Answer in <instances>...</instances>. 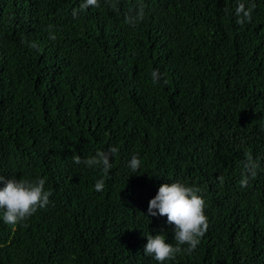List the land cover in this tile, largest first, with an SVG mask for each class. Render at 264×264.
Here are the masks:
<instances>
[{
	"label": "trees",
	"instance_id": "trees-1",
	"mask_svg": "<svg viewBox=\"0 0 264 264\" xmlns=\"http://www.w3.org/2000/svg\"><path fill=\"white\" fill-rule=\"evenodd\" d=\"M0 176L52 193L0 264H158L173 181L208 228L165 264H264V0H0Z\"/></svg>",
	"mask_w": 264,
	"mask_h": 264
},
{
	"label": "clouds",
	"instance_id": "clouds-1",
	"mask_svg": "<svg viewBox=\"0 0 264 264\" xmlns=\"http://www.w3.org/2000/svg\"><path fill=\"white\" fill-rule=\"evenodd\" d=\"M153 76H156L155 72ZM73 162L81 163L80 156L74 155ZM98 162L96 157L84 161L88 165ZM103 162L107 165V158H104ZM140 163V159L134 155L128 166L135 173ZM45 183L43 178L29 181L0 176V211L3 212V220L16 224L33 215L38 208L45 207L52 195L51 191L45 190ZM96 187L100 190L102 184L98 183ZM199 191V188L187 186L180 181L162 183L159 186L156 195L148 202L147 214L153 217L165 216L167 223L173 226V238L176 243L173 245L166 242L164 233H149L145 236V255L152 256L158 264H165L166 261L173 260L178 253L190 254L196 249L208 228L205 201ZM183 245H187V248H182Z\"/></svg>",
	"mask_w": 264,
	"mask_h": 264
}]
</instances>
